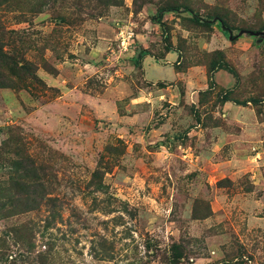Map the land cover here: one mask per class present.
<instances>
[{
	"label": "rangeland",
	"instance_id": "rangeland-1",
	"mask_svg": "<svg viewBox=\"0 0 264 264\" xmlns=\"http://www.w3.org/2000/svg\"><path fill=\"white\" fill-rule=\"evenodd\" d=\"M263 31L264 0H0V264H264Z\"/></svg>",
	"mask_w": 264,
	"mask_h": 264
},
{
	"label": "trees",
	"instance_id": "trees-1",
	"mask_svg": "<svg viewBox=\"0 0 264 264\" xmlns=\"http://www.w3.org/2000/svg\"><path fill=\"white\" fill-rule=\"evenodd\" d=\"M163 11H161L159 14H160V17L163 15ZM197 20H200L199 17H196ZM220 26L223 28V33L226 37H230V33H229V30H228V27L227 25L224 23V22H220ZM3 51V48L0 49V56H2L4 53L2 52ZM147 54V52H143L141 55L142 56H145ZM6 86H9V84H7L6 82H1L0 81V87H6Z\"/></svg>",
	"mask_w": 264,
	"mask_h": 264
},
{
	"label": "water",
	"instance_id": "water-1",
	"mask_svg": "<svg viewBox=\"0 0 264 264\" xmlns=\"http://www.w3.org/2000/svg\"><path fill=\"white\" fill-rule=\"evenodd\" d=\"M245 33H247V32H241V34L240 35H242V34H245ZM249 34H251V35H254V36H264V31L263 32H248ZM230 38L232 39V37H231V33H230Z\"/></svg>",
	"mask_w": 264,
	"mask_h": 264
}]
</instances>
